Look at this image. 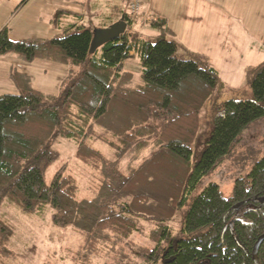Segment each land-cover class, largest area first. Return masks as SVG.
Listing matches in <instances>:
<instances>
[{
    "label": "trees",
    "instance_id": "obj_1",
    "mask_svg": "<svg viewBox=\"0 0 264 264\" xmlns=\"http://www.w3.org/2000/svg\"><path fill=\"white\" fill-rule=\"evenodd\" d=\"M128 1L106 0L97 22L87 20L98 4L83 15L60 10L51 21L60 34L52 38L13 41L8 27L0 30V57L69 68L58 94L34 89L28 75L11 71L18 93L0 97V207L6 200L39 216L51 209L53 225L79 232L80 252L104 264H264V240L254 255L264 237V157L235 180L231 197L215 183L193 197L239 137L264 117V61L246 72L254 100L218 107L193 167L200 111L217 90L219 73L188 51L189 59L178 57L183 47L167 39L173 35L167 20L142 22L157 29V37L136 30L140 12L133 16ZM27 2L20 0L14 12ZM122 20L126 33L92 51L94 35ZM136 56L142 85L123 70ZM58 138L78 142L77 170L64 165L47 185L44 170L56 159L50 146ZM89 139L109 145L117 159L107 161ZM78 178L89 197H80ZM191 199L176 237L169 224ZM11 231L0 219V256ZM134 234L150 245L134 242Z\"/></svg>",
    "mask_w": 264,
    "mask_h": 264
},
{
    "label": "rangeland",
    "instance_id": "obj_2",
    "mask_svg": "<svg viewBox=\"0 0 264 264\" xmlns=\"http://www.w3.org/2000/svg\"><path fill=\"white\" fill-rule=\"evenodd\" d=\"M136 1L133 0L132 3ZM154 1L148 0L147 5L151 4V7L157 10L158 5L154 4ZM190 1L191 3L197 1L199 4L196 6L198 7L203 0ZM207 1L213 4L207 11H204L201 6L196 10L197 14H203L202 17L198 16V24L205 28L204 31L194 32V36H184L187 32V23L176 20L180 27L178 28L180 36H167L168 40L176 38L181 42L183 50L179 49V58L189 59L191 56L187 51L194 53L215 68L220 75L217 90L200 111V132L192 146L193 167L207 146L218 107L231 99L254 100V94L247 79V67H254L264 61V0ZM176 4L179 5V2L177 1ZM204 12L208 13L204 14ZM97 14H99L98 11ZM90 17L92 18L88 17L87 22L98 21L94 12L91 14L90 11ZM3 19L4 17L0 18L1 26ZM190 19L191 17L188 21ZM142 20L138 17L134 25L135 29L146 37H157L159 31L148 25L143 26ZM151 21L152 19L147 20V22ZM212 26L215 31H212ZM204 33L212 36H203ZM51 64L53 62L45 60L24 62L20 59L19 61L20 72L30 77L34 89L47 94H58L64 80L59 78L60 75L56 69L51 68ZM54 64L60 66V64ZM65 68L69 70L68 66ZM123 70L133 75L134 85L144 83L141 64L137 56L127 60ZM86 143L101 152L107 161L117 159L115 150L106 143L98 139H89ZM50 147L56 154V159L44 170L47 185L52 183L54 175L61 167L68 165L69 170H77L75 165L78 164L75 161L78 149V142L75 139L58 138L51 143ZM262 157H264V117L250 125L239 137L231 152L222 158L216 168L200 183L193 197L199 195L209 183L219 185L225 198L231 197L235 180L248 174L254 162ZM129 159L131 161L128 157L121 162L122 168L127 166ZM78 173L77 171L76 175ZM78 179L80 197H89L87 183ZM192 201L193 199L178 212L175 221L169 224L176 237L180 234ZM52 214L51 209H48L42 216L31 214L6 200L3 201L0 207V219L12 231L1 250L4 254L0 256V264H104L101 259L85 257L80 252L83 244L82 235L71 228L53 225ZM151 228L152 226L146 227V229ZM132 240L141 245H150L147 239L139 234H134Z\"/></svg>",
    "mask_w": 264,
    "mask_h": 264
},
{
    "label": "crops",
    "instance_id": "obj_3",
    "mask_svg": "<svg viewBox=\"0 0 264 264\" xmlns=\"http://www.w3.org/2000/svg\"><path fill=\"white\" fill-rule=\"evenodd\" d=\"M105 1L106 0H28L20 10L14 12L20 0H0V18L4 17L2 26L0 25V30L8 27L9 36L13 41L31 38H52L60 34V30H57L51 22L57 12L63 10L83 15L89 12L92 4H98V9L95 10V12L91 11V14L94 12L96 16V12L102 9L100 6H102ZM132 1L133 0H129L127 2L128 9ZM138 1L141 5L139 17L143 19L142 21L154 18L165 19L172 29V36H180L178 31L180 27L176 20L187 23V32L184 36H194V32L198 33L204 31L205 28L198 24V16L202 17L203 14H197L196 10L200 9L199 7L201 6L204 8V11H207L208 8L213 5L212 2L207 0H203L198 7L196 6L199 4L197 1L191 3L190 0H155L154 4L157 3L158 5V9L156 10L155 7H151V4L147 5L148 0ZM175 1H178L179 5H177ZM207 13L208 12H204V14ZM190 17L191 19L188 21ZM211 29L215 31L213 26ZM203 36L212 35L204 33ZM174 40L182 46L181 42L176 38H174ZM19 61L20 59L14 55L0 57V97L6 94L18 93L16 86L10 78L12 69L20 71L21 67L19 66ZM60 66L54 63L51 64V68L56 69V72L62 76H59V78L64 79L68 71L64 65ZM249 67H247V69Z\"/></svg>",
    "mask_w": 264,
    "mask_h": 264
},
{
    "label": "water",
    "instance_id": "obj_4",
    "mask_svg": "<svg viewBox=\"0 0 264 264\" xmlns=\"http://www.w3.org/2000/svg\"><path fill=\"white\" fill-rule=\"evenodd\" d=\"M127 28H128V24L124 20H122L110 26L107 29L100 30L94 35L91 50L95 51L97 48H99L103 44L109 41L119 39L122 35L126 33ZM263 240H264V237H262L256 244L255 249H254V255L257 254ZM256 264H258V262Z\"/></svg>",
    "mask_w": 264,
    "mask_h": 264
},
{
    "label": "built area",
    "instance_id": "obj_5",
    "mask_svg": "<svg viewBox=\"0 0 264 264\" xmlns=\"http://www.w3.org/2000/svg\"><path fill=\"white\" fill-rule=\"evenodd\" d=\"M137 2V3H136ZM133 5L131 4L130 10L133 13V15H135L137 17L138 13H139V8H140V2L137 0Z\"/></svg>",
    "mask_w": 264,
    "mask_h": 264
}]
</instances>
